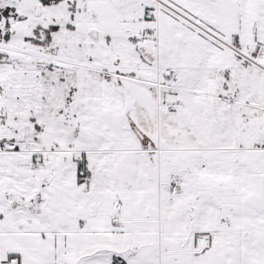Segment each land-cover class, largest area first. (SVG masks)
<instances>
[{"label": "snow or ice", "instance_id": "1", "mask_svg": "<svg viewBox=\"0 0 264 264\" xmlns=\"http://www.w3.org/2000/svg\"><path fill=\"white\" fill-rule=\"evenodd\" d=\"M0 264H264V0H0Z\"/></svg>", "mask_w": 264, "mask_h": 264}]
</instances>
